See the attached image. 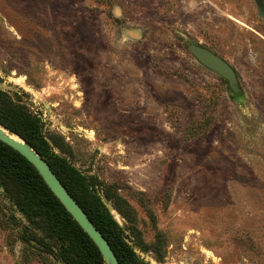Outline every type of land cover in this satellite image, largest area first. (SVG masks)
Returning <instances> with one entry per match:
<instances>
[{
	"label": "rangeland",
	"instance_id": "374dc122",
	"mask_svg": "<svg viewBox=\"0 0 264 264\" xmlns=\"http://www.w3.org/2000/svg\"><path fill=\"white\" fill-rule=\"evenodd\" d=\"M0 89L136 227L141 264H264V0H0ZM17 195L0 181V264H62Z\"/></svg>",
	"mask_w": 264,
	"mask_h": 264
},
{
	"label": "trees",
	"instance_id": "16d2710c",
	"mask_svg": "<svg viewBox=\"0 0 264 264\" xmlns=\"http://www.w3.org/2000/svg\"><path fill=\"white\" fill-rule=\"evenodd\" d=\"M20 102L14 101L7 92L0 89V124L32 145L49 163L70 194L109 241L121 264H141L134 247L126 241L130 239L136 246L145 249L136 227L128 228L130 235L125 232L100 197L92 194L85 177L45 139L42 119ZM54 143L58 146L56 141ZM0 181H4L6 189L17 190L20 210L32 224L41 223L48 237L59 244L55 253L54 246L42 240L34 241V245L28 239L33 248L54 255L62 264H106L98 247L53 194L36 168L2 141ZM105 195L122 217L127 218L133 213L127 200L116 191L113 193L107 190Z\"/></svg>",
	"mask_w": 264,
	"mask_h": 264
},
{
	"label": "water",
	"instance_id": "95a60500",
	"mask_svg": "<svg viewBox=\"0 0 264 264\" xmlns=\"http://www.w3.org/2000/svg\"><path fill=\"white\" fill-rule=\"evenodd\" d=\"M188 49L193 58L200 65L223 78L234 93L240 92L238 76L236 71L228 62L215 54L212 50L192 41L189 42ZM45 139L52 145V142L48 137H45ZM0 141L19 152L36 168L53 194L98 247L105 263L121 264L109 241L96 227L78 201L70 194L49 163L35 150V148L1 124ZM101 197L106 203L104 196L101 195ZM126 241L133 246L130 239H126ZM33 244L36 245V242L33 241ZM134 249L141 258L145 259L147 262L151 261L150 257L144 251L136 247H134Z\"/></svg>",
	"mask_w": 264,
	"mask_h": 264
}]
</instances>
